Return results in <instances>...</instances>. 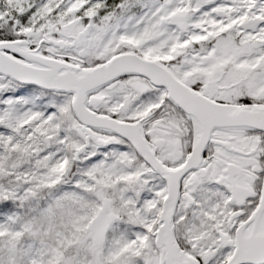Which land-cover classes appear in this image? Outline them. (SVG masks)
Masks as SVG:
<instances>
[{"label": "snow or ice", "instance_id": "6c2138e0", "mask_svg": "<svg viewBox=\"0 0 264 264\" xmlns=\"http://www.w3.org/2000/svg\"><path fill=\"white\" fill-rule=\"evenodd\" d=\"M0 264H264V0H0Z\"/></svg>", "mask_w": 264, "mask_h": 264}]
</instances>
